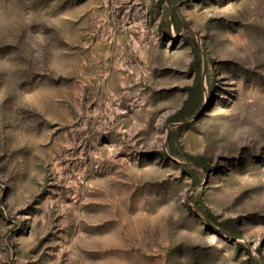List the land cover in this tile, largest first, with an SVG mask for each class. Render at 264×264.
I'll return each instance as SVG.
<instances>
[{
  "label": "rangeland",
  "instance_id": "374dc122",
  "mask_svg": "<svg viewBox=\"0 0 264 264\" xmlns=\"http://www.w3.org/2000/svg\"><path fill=\"white\" fill-rule=\"evenodd\" d=\"M0 264H264V0H0Z\"/></svg>",
  "mask_w": 264,
  "mask_h": 264
},
{
  "label": "trees",
  "instance_id": "16d2710c",
  "mask_svg": "<svg viewBox=\"0 0 264 264\" xmlns=\"http://www.w3.org/2000/svg\"><path fill=\"white\" fill-rule=\"evenodd\" d=\"M193 69L197 71V79H196V85L189 88V99L186 101L184 107L176 114L174 115L171 120L172 121H181L185 120L189 115H192L194 113V110L197 108V98L199 96L200 87L202 84L201 79V57L199 53H196V57L193 63ZM172 138V137H171ZM174 139V137H173ZM172 139V140H173ZM170 151L173 155H182V153L179 151V149L176 147V144H174V141L171 142ZM221 226L227 228L229 232L236 233V230L233 229V227H228L225 223H220ZM229 228V229H228Z\"/></svg>",
  "mask_w": 264,
  "mask_h": 264
}]
</instances>
